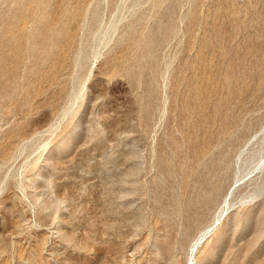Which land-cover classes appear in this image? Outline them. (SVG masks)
Wrapping results in <instances>:
<instances>
[{"label":"rangeland","instance_id":"rangeland-1","mask_svg":"<svg viewBox=\"0 0 264 264\" xmlns=\"http://www.w3.org/2000/svg\"><path fill=\"white\" fill-rule=\"evenodd\" d=\"M256 152L264 0H0V264H264Z\"/></svg>","mask_w":264,"mask_h":264},{"label":"bare ground","instance_id":"bare-ground-1","mask_svg":"<svg viewBox=\"0 0 264 264\" xmlns=\"http://www.w3.org/2000/svg\"><path fill=\"white\" fill-rule=\"evenodd\" d=\"M258 153L259 152H256L250 159H248L247 161H246V164H252L254 161H256L257 162V165H262L263 163H264V161L263 160H261V159H259L258 157ZM224 213V212H223ZM222 214V213H221ZM221 216V215H220ZM223 216H221L220 218H219V220H221V218H222ZM218 220V221H219ZM221 224V222L218 224V225H220ZM214 225L215 224H213L212 226H211V228H209V230H206V232L205 233H203V235L195 242V244L192 246V248H191V252H190V255H191V257H196V254H197V252H198V250H199V248L200 247H202V245L208 240V236H209V233H211V232H213V230L218 226H215L214 227ZM193 259V258H192ZM195 260V259H194Z\"/></svg>","mask_w":264,"mask_h":264}]
</instances>
